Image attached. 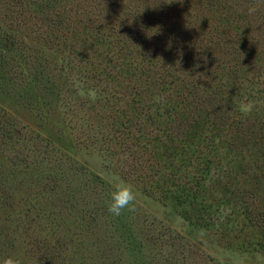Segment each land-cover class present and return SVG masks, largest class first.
<instances>
[{"label": "rangeland", "instance_id": "374dc122", "mask_svg": "<svg viewBox=\"0 0 264 264\" xmlns=\"http://www.w3.org/2000/svg\"><path fill=\"white\" fill-rule=\"evenodd\" d=\"M8 257L264 264V0H0Z\"/></svg>", "mask_w": 264, "mask_h": 264}, {"label": "clouds", "instance_id": "9594fccd", "mask_svg": "<svg viewBox=\"0 0 264 264\" xmlns=\"http://www.w3.org/2000/svg\"><path fill=\"white\" fill-rule=\"evenodd\" d=\"M176 2L182 3L183 0H176ZM249 11L252 12L255 9L250 8ZM136 199V193L130 184L116 183L113 185V190L110 193L111 202L108 204V211L117 217L122 215L125 210L133 211ZM3 264H20V261L13 257H8L3 261Z\"/></svg>", "mask_w": 264, "mask_h": 264}, {"label": "trees", "instance_id": "16d2710c", "mask_svg": "<svg viewBox=\"0 0 264 264\" xmlns=\"http://www.w3.org/2000/svg\"><path fill=\"white\" fill-rule=\"evenodd\" d=\"M63 20L61 19V18H57L56 17V19L53 21V26H60V27H62L61 25L63 24V22H62ZM20 61H22V60H20ZM9 70V72H11L12 74H19V70H18V64L17 63H15L14 65H13V68H12V70H10V69H8ZM208 87L211 89V95H209V97L208 98H206L207 100H209V98H213V94L212 93H215V89L214 88H212L211 86H209L208 85ZM205 104V103H204ZM209 113H211L212 115H213V117L214 118H217L218 120H220L221 119V116H222V114H225L224 112H225V110L224 109H221L219 106H216V107H214L213 109H212V111H208ZM225 116L226 117H231V115L230 114H225ZM227 123H229V124H232V125H235L237 128H239V127H241V126H243V124L245 125L246 123H245V121H244V119H242V118H240L239 120L238 119H236L235 120V118H230V120H229V122H227ZM246 126V125H245ZM19 159L20 160H24V158L23 157H19Z\"/></svg>", "mask_w": 264, "mask_h": 264}]
</instances>
